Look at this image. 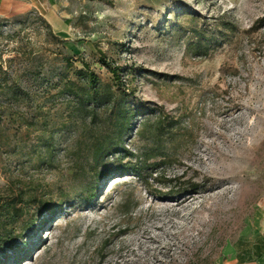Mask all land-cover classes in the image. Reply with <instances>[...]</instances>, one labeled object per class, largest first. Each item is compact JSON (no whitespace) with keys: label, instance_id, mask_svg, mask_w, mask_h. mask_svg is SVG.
Returning <instances> with one entry per match:
<instances>
[{"label":"rangeland","instance_id":"1","mask_svg":"<svg viewBox=\"0 0 264 264\" xmlns=\"http://www.w3.org/2000/svg\"><path fill=\"white\" fill-rule=\"evenodd\" d=\"M52 10L51 22L40 8L0 18V189L24 193L0 264H264V0H55ZM99 54L128 106L154 111L124 149L153 155L173 183L119 172L133 161L124 154L92 160L91 138L111 128L76 118L60 90L75 80L67 58L110 83ZM159 116L167 132L155 139ZM192 183L194 195L175 198Z\"/></svg>","mask_w":264,"mask_h":264},{"label":"trees","instance_id":"2","mask_svg":"<svg viewBox=\"0 0 264 264\" xmlns=\"http://www.w3.org/2000/svg\"><path fill=\"white\" fill-rule=\"evenodd\" d=\"M195 53H204L200 44L191 45ZM99 63L102 67L110 72L112 79L110 83H103L99 78L89 70L88 66L82 64L81 69H73L72 65L75 60L67 58L66 69L72 70L75 80L66 78L62 83L60 93L65 95L73 103V115L82 122L88 121L89 126H102L109 124L111 130L101 132L98 136L91 138L89 148L91 151V158L95 164L101 163L103 160L124 154L127 157L133 158L126 164L120 166L118 169L121 173H130L131 176L136 177L142 181L144 185H148V181L152 180L158 183L171 184V180H163V176L158 173L161 169V164L157 162H150L153 155L148 152L132 156L124 149V139L128 137L134 126L137 118L148 117L154 111L145 107H131L127 103V88L122 84L118 68L110 66L104 59L103 54H99ZM164 120L160 116L156 118L153 123V136L155 139H160L167 132L165 130ZM148 124V121L141 122L143 127ZM172 126H168V129ZM44 152L51 156L52 146L47 143L44 144ZM51 158V157H50ZM200 185L192 183L175 192V198L194 195L199 189ZM0 189V260H4L9 253L14 251L11 237L8 236V225L20 216L23 212L21 203L24 201V193L18 191L13 193L10 190L8 195L2 194ZM94 197L90 194L88 199ZM32 196L28 198L31 200ZM35 201L34 198H32ZM5 233L4 236L2 234Z\"/></svg>","mask_w":264,"mask_h":264},{"label":"crops","instance_id":"3","mask_svg":"<svg viewBox=\"0 0 264 264\" xmlns=\"http://www.w3.org/2000/svg\"><path fill=\"white\" fill-rule=\"evenodd\" d=\"M54 5L55 0H0V18H8L21 12L40 8L42 11L47 10L44 17L51 22Z\"/></svg>","mask_w":264,"mask_h":264}]
</instances>
